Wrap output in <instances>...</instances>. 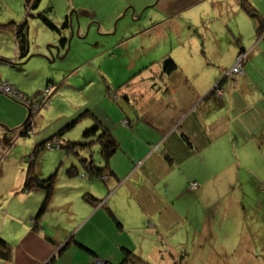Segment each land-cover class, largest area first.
Masks as SVG:
<instances>
[{"label":"crops","instance_id":"0c3cea01","mask_svg":"<svg viewBox=\"0 0 264 264\" xmlns=\"http://www.w3.org/2000/svg\"><path fill=\"white\" fill-rule=\"evenodd\" d=\"M200 1L159 0L154 3V0H143L142 4H146L145 9L156 6L154 14L159 15L160 21L153 22L152 18L150 21L157 26L174 16L186 17L188 23L189 20L200 22L207 8L196 13L193 11L194 17L188 12ZM239 1L217 0L230 7L223 19L227 30L220 29L209 39L206 34L203 35L207 39L203 40L207 58L197 59L195 55H190L188 47L179 42L166 48L160 57L144 61L133 75L125 77L115 70L114 77H111L109 69L112 65L106 61L113 58L102 55L110 46L106 41H100L102 47L91 59L94 64L99 63L96 73L102 81L97 104L101 102L106 113H92L91 117L93 122L94 119L99 120L119 145L108 167L101 171V175L106 177L94 179L103 182V185L87 182L84 171L80 183L86 182L87 185L76 187L77 183L73 184L75 188L62 190L59 198L53 195L54 188L47 210L37 220L36 230H33L32 222L30 225L26 219L24 222L18 213L26 212L32 221L31 216L40 206L44 191L40 188L22 190L23 196L33 194V200L24 198V202L14 207L17 212L10 211V202L15 199L11 196L7 209H4L3 224L8 226L5 233L4 227L1 228L0 237L11 244L12 253L8 259L0 258V264H44L46 261L52 264H92L97 258L110 264H121L124 260L123 264H137L138 259L151 260L150 255L156 251L153 246L157 242L161 243L158 252L162 254L165 251V242L172 237L174 227L180 221L177 203L187 193L195 194L204 205H215L217 211H222V197L236 190V185L244 189L240 185L243 170L255 181L258 180V186H263L260 179L264 175V32L256 34L253 21L240 7ZM247 1L264 18V0ZM71 19L74 35L77 21ZM84 21L86 23L87 19L78 22L77 33L81 35L77 39L83 38L80 29ZM104 25L99 23V30L110 32L112 26ZM28 26L30 29L29 22ZM14 29V56L20 60ZM65 32L63 30V36L69 34V31ZM171 32L180 36L176 30ZM191 38L195 44L198 42L197 38ZM53 40L57 44L56 35ZM120 45L121 42L115 43V48L108 51L111 52L108 55L114 54L113 51ZM241 50L247 52V57L239 75H226L229 69L217 73L206 66L208 57L213 54H216L214 60L217 61L229 53L228 60L232 62ZM68 52V47L65 50L61 46L55 55L64 58ZM51 58L54 61L52 54ZM165 58H171L176 64V68L169 73L162 69ZM76 69V66L69 69L72 71L63 79L66 86L73 87L70 80L78 76L79 70ZM81 80L86 87L94 82L90 75H83ZM3 81L11 84L9 80H2L0 75V82ZM219 82L220 96H208ZM60 96L54 94L53 104ZM39 112L32 125L36 134L34 140H41V143L49 137L38 132L46 116ZM28 113L27 107L0 90V137L7 143H12L14 139L17 142ZM68 116L67 111L64 117ZM124 118L129 123H122ZM126 142L132 143L134 149L120 154V146ZM89 146L75 147L87 150ZM137 149L143 152L137 154ZM82 166L85 170L83 163ZM75 170L78 173V168ZM178 173L184 175V183H187V175L192 173L197 180L196 190L187 189L189 182L178 190L171 182V177H176ZM38 176L43 177L41 173ZM230 180H234L233 187L223 188ZM160 184L166 194L156 191ZM18 189L19 185L12 188L11 194L19 193ZM90 196L95 199L88 200ZM200 196L203 199H199ZM48 213L54 215L52 223L47 221ZM204 222L198 227L202 228L199 235L205 232L204 228L212 233L216 226L215 221L210 227ZM150 264L155 263L151 260Z\"/></svg>","mask_w":264,"mask_h":264},{"label":"rangeland","instance_id":"374dc122","mask_svg":"<svg viewBox=\"0 0 264 264\" xmlns=\"http://www.w3.org/2000/svg\"><path fill=\"white\" fill-rule=\"evenodd\" d=\"M142 1L40 0L39 6L29 13L35 14L50 6L51 10L48 14L55 23H59L66 14L71 13L74 22L77 21L73 35L76 37L69 43L67 56L61 58L56 56L57 51L51 46L57 45L53 40L54 32L44 27L40 21L31 19V15L27 14L24 0H0V75L2 80H9L20 92L41 97L39 100L44 97L49 98L48 103L39 110L40 112L38 110L32 112L30 122L33 124L37 112L40 115L46 114L38 132L45 134L47 138L55 135L52 139L48 138L47 140L51 141L54 146L56 141L61 145L59 148L57 146L53 148L43 146V149H40L35 158L32 159L34 146L40 144L41 141L34 140L36 136L34 132L29 135H18L17 142L14 139L12 143H7L0 137V230L4 227L3 233L8 226L3 224L4 209H7L11 196L12 199H15L10 202V211L17 212L14 207L24 202V198L28 201L33 200V194L22 195L25 174L30 165H32L33 171L41 173L43 177L40 178L42 179L54 175L53 189L55 188L56 191L53 195L57 198L62 196V190L75 188L73 184L77 183L76 187L87 185L86 182L80 183L82 181L81 176L85 173L82 162H80L83 157L92 159L96 166H104L99 155V145L96 142L92 143L87 150L75 147L74 150L69 151L66 148L68 141L82 143L83 141L95 140L94 136L84 137L83 133L93 124L92 113L96 115L106 113L101 102L97 104L101 92L100 81H102L96 73L99 63L94 64L91 59L102 47L100 41H106V44L110 46L102 53L105 57L113 58L106 61L112 65L109 69V75L114 77V71L117 70L120 75L129 77L138 70L139 65L144 61L149 62L160 57L166 48L175 44L178 45L179 42L188 47L190 55H195L197 59L207 58V50L203 40L214 37L220 29L227 30L223 25V19L224 15L229 13L230 7L217 2V0H201L200 3L193 5L188 10L189 15L194 17L193 11L196 13L207 8L206 15L198 23H192L191 20L188 23L186 17L174 16L157 26L150 21V18L153 19V22L160 21L159 15L154 14L156 6L145 9L146 4H142ZM157 1L159 0H154V3ZM118 12L120 13L116 16ZM25 18L30 23V52L27 58L19 60L14 56L12 29ZM85 18L87 22L84 21L80 29L83 38L77 39L81 35L77 33L78 22ZM99 23L105 24L104 27L111 25V31H100ZM38 26L43 29L39 30ZM172 29L178 31L180 36H175L171 32ZM205 34L207 39L203 37ZM191 37L197 38L198 42L195 44ZM117 42H121V45L113 51L114 54L108 55L111 53L108 51L114 49L113 46ZM97 44L100 46H96ZM208 48L210 47L208 46ZM51 54L55 58L54 61H51ZM215 55L208 57L207 67L213 68L217 73L219 70L229 69L225 72L226 75L240 74L232 72L235 63L228 60L229 53H225L222 60L217 61L214 60ZM75 66L79 73L78 76L71 77L70 81L73 83V87H68L62 81L67 73L72 71L69 69H73ZM102 69L105 72L106 67ZM83 75H90L94 82L86 87L84 80H81ZM55 93L61 96L57 99L54 97L53 104ZM67 111L69 116L64 117V113ZM61 112L62 114H60ZM78 115L81 116L78 117ZM71 118H77V122L63 131L59 136L60 138L55 140L58 130L67 125ZM128 121L127 118H124L122 123L127 124ZM30 122L29 125H32ZM2 145H5L6 149L2 148ZM9 147L11 148L7 151ZM133 149V144L126 142L120 146L118 152L120 154L123 152L130 153ZM160 150L162 151L163 147ZM142 152L143 150L137 149V154ZM75 168H78V173ZM91 178L86 174L87 182L103 185V182ZM182 178L185 179L182 173H178L176 177H171V182L176 185L178 190L182 189L184 184L187 185L188 182L187 189L196 190L190 188V183L193 181L197 183L192 173L187 175L185 181L187 183H184ZM260 182L264 183V175ZM240 183H242L240 185L244 188L243 190L240 189L239 185H236V190H231L229 194H226L227 196L222 197V211H217L215 205L210 207H208V203L204 205L192 193H187L180 199L177 203L180 221L174 227L172 237L169 236L170 238L166 240L165 251L161 252L162 254L159 253L160 251L158 252V249L161 248L160 242L153 246L156 250L150 255L153 263L264 264V185L260 187L259 184L258 186V180L255 181L244 170L241 173ZM233 184L234 180H230L229 184L227 182L223 185V188L225 186L232 188ZM17 185H19V193L11 194V189ZM156 191L160 194H166L162 184L156 188ZM199 199L203 198L200 196ZM37 210H35L34 215ZM46 216L47 221L52 223L54 215L48 213ZM18 217L22 218L23 221L26 219L29 225L32 222L26 212L18 213ZM202 221H205L207 227H210V224L215 221L216 226L212 233L209 232L208 228H204L205 232L199 235L202 228L198 227L203 225ZM151 260L149 258L138 259L136 263L150 264Z\"/></svg>","mask_w":264,"mask_h":264},{"label":"trees","instance_id":"16d2710c","mask_svg":"<svg viewBox=\"0 0 264 264\" xmlns=\"http://www.w3.org/2000/svg\"><path fill=\"white\" fill-rule=\"evenodd\" d=\"M24 1H25V8H26L27 14L31 15L30 16L31 18L39 20L48 30L54 32V34L57 36V44L60 45V48L62 46L66 50V48L68 46L67 40H66V37H64L62 35V32H63V30H64V32L69 31V23H70V20H72L71 19L72 14H69V15L66 14L63 18L62 23L57 24L53 20H51L49 17L48 12L51 10L50 6H48L47 8H45L42 11H38L35 14H31L29 12L32 11V9H36L39 6L40 0H24ZM239 4H240V7L246 12V14L253 21V23L255 25L256 34L261 35L264 32V18H263V16L247 0H240ZM14 32H15V42H16V47H17V51H18V57L21 59L26 58L28 53H29V47H30L29 26H28V21L26 18L22 22L16 24ZM51 46H53V45H51ZM241 52H244V50H241L240 53ZM246 57H247V55H246ZM175 68H176V64L171 58H165V60L162 62V69L167 73L173 71ZM220 84H221V82H219V84L217 85L219 89L221 88ZM24 95L28 99H33V98L35 100L41 99V97H39L37 95H34V96H30L27 94H24ZM208 96H212L213 98L214 97L218 98L220 95H217L215 92V89L213 88L210 91V94ZM10 98L17 101L16 99H14L12 97H10ZM17 102L20 103V101H17ZM21 104H23L25 107H27L28 112H29L26 120L24 121V123L22 125L24 128L21 131V133H22V135H24V134H26L25 132L27 129L31 128V130H33V125L29 126V124H28V122L30 121V118H31L30 116H32L31 115L32 110H31V108L28 107V105L24 104L23 102H21ZM80 116L81 115H78V117H80ZM77 118L71 120L67 125H65L60 130H58L56 135L60 136L63 131L72 127L77 122ZM26 126H27V128H25ZM27 135H29V134H27ZM83 135H84V137L94 136L95 140L83 141L82 143L68 142L66 148H67V150L72 151V150H74L76 145L89 146L90 144H92L94 142L98 143L99 155L102 158L104 166H102V167L96 166L93 163L92 159H90V158L89 159H81V162L83 163V165L85 167V171H86L85 174H87L89 177H92L94 179H101L100 177L103 176V175H101V171L108 167L109 162H110V158L113 155V153H115V151H117V149L119 148V145L115 141V139L112 137V135L108 131V129H106V127H104L102 125V123L97 119H94V122L91 125V127L86 129L84 131ZM54 136L55 135H53L49 139H52ZM57 136H56V138H57ZM48 142H51V141L46 140V141H44L38 145H35L31 158L34 159L36 153L40 149H43V146L46 147V144ZM53 147H56V146H54V144L52 143L51 148H53ZM53 178H54V175H50L49 177L44 178V179L40 178L38 176V173H36L35 171L32 170V165H30L29 170L25 174V178H24V182H23V190L27 191V190H31L34 188H40L44 191V198H43L36 214L32 217L31 226H32L33 230H36L37 220L40 218V216L48 208L49 199H50V196L53 192ZM263 185H264V183H263ZM90 197L87 199L88 200L95 199L93 197H91V198ZM125 250L127 252L131 253L129 250H127V249H125ZM11 253H12L11 244L9 242H7L5 239L0 237V258L8 259L11 256ZM125 259H127V258H125ZM124 261L121 262V264H123ZM48 264H52V263L49 262ZM104 264H110V263H108V261H104Z\"/></svg>","mask_w":264,"mask_h":264},{"label":"built area","instance_id":"2783aa9c","mask_svg":"<svg viewBox=\"0 0 264 264\" xmlns=\"http://www.w3.org/2000/svg\"><path fill=\"white\" fill-rule=\"evenodd\" d=\"M246 55H247V52H245V51L241 52V53L239 52L237 54V56L235 58V61H234L235 64H233L234 66L232 67V69H233L232 72L240 73V74L242 73V65H243V63L245 61ZM229 72H227V73H229ZM214 89H215V92H216L217 95L221 94V90L218 88L217 84L214 87ZM0 90L5 95H7L9 97H12V98L16 99L17 101L23 102L24 104L28 105V107L31 108L32 112L41 109L43 106H45L48 103V100H49L48 97H44L42 99L43 102H41L42 100H35L34 98L33 99H28V98L25 97V95H24L25 93L20 92L16 87H14L12 84H10V83H8L6 81L0 82ZM29 122H28V124H29ZM30 124H31V122H30ZM29 126H31V125H29ZM32 132H33V130H31V128H29V129L26 130L25 133L26 134H31ZM46 146L48 148H51L52 142L51 143L48 142L46 144ZM55 146L59 147V143L57 141H56V145ZM104 177H106V176L103 175L100 178L102 179ZM196 185H197L196 182H192V183H190V188H195ZM92 264H104V260H102L100 258H97L96 260H94V262Z\"/></svg>","mask_w":264,"mask_h":264},{"label":"water","instance_id":"95a60500","mask_svg":"<svg viewBox=\"0 0 264 264\" xmlns=\"http://www.w3.org/2000/svg\"><path fill=\"white\" fill-rule=\"evenodd\" d=\"M73 33H74V31H73V27H72V20H70V23H69V34L64 36V37H66L67 45H68L67 47H68V48H69L70 40H71V38L73 37ZM52 47L56 49L57 54H58L59 51H60V46L57 44V45H53ZM63 55H65V52H64ZM26 118H27V117H26ZM25 120H26V119H25ZM23 123H24V122H23ZM48 263H49V261H46L44 264H48Z\"/></svg>","mask_w":264,"mask_h":264},{"label":"bare ground","instance_id":"6f19581e","mask_svg":"<svg viewBox=\"0 0 264 264\" xmlns=\"http://www.w3.org/2000/svg\"><path fill=\"white\" fill-rule=\"evenodd\" d=\"M21 103V102H20ZM25 128H27V126L25 127ZM33 133V132H32Z\"/></svg>","mask_w":264,"mask_h":264}]
</instances>
